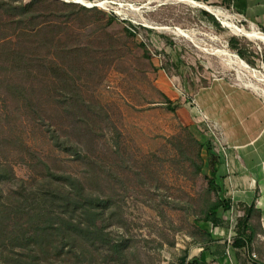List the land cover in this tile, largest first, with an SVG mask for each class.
<instances>
[{
    "label": "rangeland",
    "instance_id": "1",
    "mask_svg": "<svg viewBox=\"0 0 264 264\" xmlns=\"http://www.w3.org/2000/svg\"><path fill=\"white\" fill-rule=\"evenodd\" d=\"M59 1L115 15L100 34V41L113 44L114 55L104 56L109 49L97 43V52L68 58L76 89L70 95L66 86L50 89L42 118L18 111L0 93V165L12 174L0 184L1 196L19 183L37 186L45 162L51 171L71 174L110 199L106 237L110 243L124 242L129 264H188L208 242L198 233L205 223L202 211L218 199L207 190V178L225 160V134L240 130L216 121L222 107L225 116L236 114L239 122L233 125L245 130L251 116L260 115L255 130L264 128V42L247 36L252 30L234 20L228 21L243 33L213 15L216 25L189 0ZM57 9L62 22L68 10ZM92 20L83 13L75 21ZM128 23L142 28L135 37L126 34ZM87 30L70 25L60 38L84 41ZM232 37L239 50L230 47ZM49 128L66 142V150L54 145ZM194 139L208 142L212 151H202L198 173L190 160Z\"/></svg>",
    "mask_w": 264,
    "mask_h": 264
},
{
    "label": "trees",
    "instance_id": "2",
    "mask_svg": "<svg viewBox=\"0 0 264 264\" xmlns=\"http://www.w3.org/2000/svg\"><path fill=\"white\" fill-rule=\"evenodd\" d=\"M59 5L68 10L62 22H57L60 19ZM202 12L219 25L212 14L205 10ZM83 13H89L94 20L75 21ZM116 19L115 15L106 16L98 8L59 0L19 3L17 0H0V93L9 98L18 111H25V115L34 119L42 118L44 97L51 94L50 89L66 86L68 95L76 89L77 81L67 65L68 58L74 61L79 55L83 56L82 53L97 52L93 50V44L97 43V46L109 49L104 56L114 55L113 44L100 41V34ZM74 24L89 27L83 35L84 41H62L61 32ZM128 25L124 30L131 37L142 29ZM228 42L232 49L239 50L236 37L229 38ZM242 58L252 66L255 64L245 54ZM261 58L264 64V51ZM71 98L70 102L73 96ZM72 105L76 107L75 102ZM168 108L174 110L170 105ZM48 132L54 145L66 150V142L59 140L56 130L49 128ZM193 141L196 149L190 160L198 173L204 163L202 151L210 153L211 148L207 146L208 142ZM75 146V155L81 159L83 156L76 154ZM41 163L45 174L37 186L25 187L19 183L18 188L6 196H1L0 191V264H98L95 262L98 258L106 264H129L124 242L110 243L106 237L111 219L110 199L94 194L75 176L53 172L45 162ZM4 167L0 165V184L9 181L12 175L11 169ZM211 172L207 178V190L215 192L218 199L206 205L202 221L215 223L216 211L220 207L228 216L234 210H241L242 214L232 230V234L237 236L234 244L245 245L244 240L251 242L253 223L255 225L260 216L254 202L246 206L224 199L223 175L215 167ZM25 191L27 194H23ZM198 233L205 241L212 240L213 236L207 230L199 228ZM198 261V256H194L188 264H197Z\"/></svg>",
    "mask_w": 264,
    "mask_h": 264
},
{
    "label": "crops",
    "instance_id": "3",
    "mask_svg": "<svg viewBox=\"0 0 264 264\" xmlns=\"http://www.w3.org/2000/svg\"><path fill=\"white\" fill-rule=\"evenodd\" d=\"M201 5L208 6L220 12L221 19L234 20L241 26L250 30H257L264 34V0H193ZM254 107V105H253ZM220 114V113H218ZM222 114V115H221ZM221 118L217 122L223 128L231 130L225 134V160L215 165L223 175L222 196L232 204L251 206L254 202L259 211V220L250 232L251 242L245 245L234 244L237 236L232 234L236 217L242 214L241 210L235 216L226 214L222 208L216 211V222H205L200 226L212 234V241L201 244L195 256L197 264H264V128L255 130L260 120V115L251 116L248 127H237L236 114L226 115L222 107ZM264 118V115H263ZM238 131H243L240 133ZM240 133V134H238ZM230 157V164L228 156Z\"/></svg>",
    "mask_w": 264,
    "mask_h": 264
},
{
    "label": "bare ground",
    "instance_id": "4",
    "mask_svg": "<svg viewBox=\"0 0 264 264\" xmlns=\"http://www.w3.org/2000/svg\"><path fill=\"white\" fill-rule=\"evenodd\" d=\"M191 3L195 4V5H198V6H202L201 4H198L196 3L195 1H192V0H189ZM208 9L216 16L220 17V12L213 9V8H209ZM223 22L225 23V25L227 27H231L233 29H235L236 31L238 32H242L241 29L238 28V26H236L235 24L229 22L228 20H223ZM243 33V32H242ZM246 35L249 36V37H254L256 39H259L261 40L262 42H264V34L259 32V31H255V30H252L251 32H246ZM242 63L243 66H247L243 61H240Z\"/></svg>",
    "mask_w": 264,
    "mask_h": 264
},
{
    "label": "water",
    "instance_id": "5",
    "mask_svg": "<svg viewBox=\"0 0 264 264\" xmlns=\"http://www.w3.org/2000/svg\"><path fill=\"white\" fill-rule=\"evenodd\" d=\"M199 7H202L205 11L211 13L212 15H214L209 9H208V6H205V5H202V6H199ZM216 16V15H215ZM217 18H219L218 16H216Z\"/></svg>",
    "mask_w": 264,
    "mask_h": 264
}]
</instances>
